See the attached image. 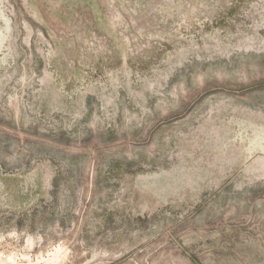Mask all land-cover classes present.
<instances>
[{"label": "rangeland", "instance_id": "1", "mask_svg": "<svg viewBox=\"0 0 264 264\" xmlns=\"http://www.w3.org/2000/svg\"><path fill=\"white\" fill-rule=\"evenodd\" d=\"M0 264H264V0H0Z\"/></svg>", "mask_w": 264, "mask_h": 264}]
</instances>
